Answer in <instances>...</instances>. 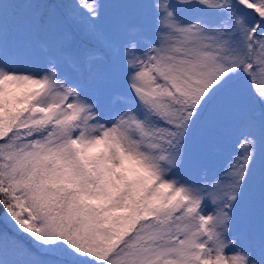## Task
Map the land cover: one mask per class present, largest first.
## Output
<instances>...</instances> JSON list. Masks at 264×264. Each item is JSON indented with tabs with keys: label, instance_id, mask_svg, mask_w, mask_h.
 <instances>
[{
	"label": "snow or ice",
	"instance_id": "obj_1",
	"mask_svg": "<svg viewBox=\"0 0 264 264\" xmlns=\"http://www.w3.org/2000/svg\"><path fill=\"white\" fill-rule=\"evenodd\" d=\"M0 225V264H264V0H0Z\"/></svg>",
	"mask_w": 264,
	"mask_h": 264
},
{
	"label": "rangeland",
	"instance_id": "obj_2",
	"mask_svg": "<svg viewBox=\"0 0 264 264\" xmlns=\"http://www.w3.org/2000/svg\"><path fill=\"white\" fill-rule=\"evenodd\" d=\"M220 163H221V164H220ZM221 166H222V161H220L219 163L216 164V166L214 167L213 171H214V172H217V167H219V169H220ZM218 171H219V170H218Z\"/></svg>",
	"mask_w": 264,
	"mask_h": 264
},
{
	"label": "trees",
	"instance_id": "obj_3",
	"mask_svg": "<svg viewBox=\"0 0 264 264\" xmlns=\"http://www.w3.org/2000/svg\"><path fill=\"white\" fill-rule=\"evenodd\" d=\"M0 227H2V225H0Z\"/></svg>",
	"mask_w": 264,
	"mask_h": 264
}]
</instances>
